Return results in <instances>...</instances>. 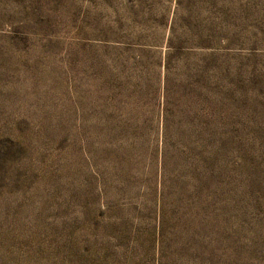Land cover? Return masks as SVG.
Listing matches in <instances>:
<instances>
[{
    "label": "rangeland",
    "instance_id": "rangeland-1",
    "mask_svg": "<svg viewBox=\"0 0 264 264\" xmlns=\"http://www.w3.org/2000/svg\"><path fill=\"white\" fill-rule=\"evenodd\" d=\"M0 264H264V0H0Z\"/></svg>",
    "mask_w": 264,
    "mask_h": 264
}]
</instances>
